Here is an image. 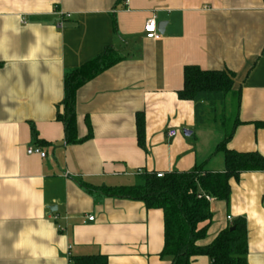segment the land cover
Here are the masks:
<instances>
[{
    "label": "crops",
    "instance_id": "1",
    "mask_svg": "<svg viewBox=\"0 0 264 264\" xmlns=\"http://www.w3.org/2000/svg\"><path fill=\"white\" fill-rule=\"evenodd\" d=\"M154 16L158 41L144 33ZM108 46L124 60L77 94L78 137L88 135L87 120L92 137L67 144L57 120L65 75ZM187 66L234 74L240 124L227 149L264 157V0H0V264H74L92 255L170 264L160 256L163 212L101 192L131 186L125 180L139 170L224 171L222 126L208 107L197 124L196 103L178 96ZM33 147L46 157L28 154ZM230 186L229 202L210 203L199 245L244 219L247 263L264 264V173L245 172Z\"/></svg>",
    "mask_w": 264,
    "mask_h": 264
},
{
    "label": "trees",
    "instance_id": "2",
    "mask_svg": "<svg viewBox=\"0 0 264 264\" xmlns=\"http://www.w3.org/2000/svg\"><path fill=\"white\" fill-rule=\"evenodd\" d=\"M124 58L114 47H105L103 52L81 67L68 72L64 80L63 110L58 111L57 120L64 126L67 144H81L92 137L91 125L87 120L88 135L79 139L77 129V94L88 82L98 77ZM184 85L178 92L181 100L196 103V121L201 124L204 109L212 112L223 105L234 93V74L225 71H205L196 66H187L183 71ZM230 119V118H229ZM222 121L224 140L220 149L224 153L223 172H207L195 168L186 173H156L137 176L139 183L129 187L104 188L102 194L108 197L139 201L147 209L160 210L164 216V247L162 258L170 259V264H193L195 257H207L210 264H248L247 226L244 219H237L232 226L221 232L209 245L200 246L206 239L207 228L202 224L211 222V204L199 196L207 195L213 200L229 202L231 181H238L245 172H263L264 157L259 153L237 152L227 149V143L240 124L237 107L228 122ZM34 137L36 134L34 133ZM137 137L141 148L145 149L144 115H137ZM74 264H109L107 257L92 255L71 259Z\"/></svg>",
    "mask_w": 264,
    "mask_h": 264
},
{
    "label": "built area",
    "instance_id": "3",
    "mask_svg": "<svg viewBox=\"0 0 264 264\" xmlns=\"http://www.w3.org/2000/svg\"><path fill=\"white\" fill-rule=\"evenodd\" d=\"M127 3L129 2V0H125ZM68 18L70 17L69 15L67 16ZM59 26H61V24H59ZM144 33L146 35V38L148 40H153V41H158L162 38V32L159 30V23L157 22V18L154 16L152 18H150L149 20H147L145 26H144ZM177 135V131L175 130H170L168 133H167V136L169 138H173ZM28 154L30 155H38L40 156L41 158H45L46 157V153H44L42 151L41 148L39 147H33V148H30L28 150ZM143 174L142 171H137L134 175L135 176H139ZM164 176V173H156V177L157 178H162ZM204 197L209 203H211L213 201V199L210 197V196H207V195H203V196H199V198H202ZM57 217H55V221H57ZM228 220L231 221V218L228 217ZM89 222H93L94 221V218L91 217L88 219ZM58 229L59 230H63V227L61 225H57Z\"/></svg>",
    "mask_w": 264,
    "mask_h": 264
},
{
    "label": "rangeland",
    "instance_id": "4",
    "mask_svg": "<svg viewBox=\"0 0 264 264\" xmlns=\"http://www.w3.org/2000/svg\"><path fill=\"white\" fill-rule=\"evenodd\" d=\"M234 93L233 96L227 98L223 105L217 106L212 112L207 114V116H209L212 120L216 119L220 126H222L223 119L225 120L224 122H228V120H230L235 114L237 97L234 96ZM125 181H128V185L131 186L139 183L137 178H130Z\"/></svg>",
    "mask_w": 264,
    "mask_h": 264
},
{
    "label": "water",
    "instance_id": "5",
    "mask_svg": "<svg viewBox=\"0 0 264 264\" xmlns=\"http://www.w3.org/2000/svg\"><path fill=\"white\" fill-rule=\"evenodd\" d=\"M159 30L162 32V29H161L160 24H159ZM184 133H185V135H189V134H190V133L187 132V131H185ZM55 210H57V208H55V207L50 208V211H51V212H54Z\"/></svg>",
    "mask_w": 264,
    "mask_h": 264
}]
</instances>
